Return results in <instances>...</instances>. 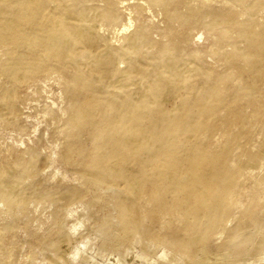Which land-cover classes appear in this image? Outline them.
<instances>
[{
    "label": "bare ground",
    "instance_id": "6f19581e",
    "mask_svg": "<svg viewBox=\"0 0 264 264\" xmlns=\"http://www.w3.org/2000/svg\"><path fill=\"white\" fill-rule=\"evenodd\" d=\"M129 1L0 0V127L15 144L0 158V219H10L0 224V253L31 204L65 201L50 212L57 230L35 240L56 254L74 240L71 264L110 255L104 264H140L158 247L168 264L258 256L264 235L256 242L251 226L261 220L255 199L264 188V0H224L222 9L147 0L163 7L173 43L195 29L212 40L184 67L174 45L149 42L157 51L138 79L132 73L149 33L142 25L128 32L132 15L120 25L119 6ZM234 4H245L246 19L230 40ZM45 140L46 161L61 163L77 184L53 190L39 182ZM91 207L111 212L98 235L78 244ZM69 218L80 221L67 230Z\"/></svg>",
    "mask_w": 264,
    "mask_h": 264
},
{
    "label": "rangeland",
    "instance_id": "374dc122",
    "mask_svg": "<svg viewBox=\"0 0 264 264\" xmlns=\"http://www.w3.org/2000/svg\"><path fill=\"white\" fill-rule=\"evenodd\" d=\"M179 1V0H175ZM252 0H248L247 2H251ZM131 2V3H130ZM143 2V3H142ZM196 4H205L206 7L214 8V9H222L226 5V1L224 0H197L195 1ZM130 4L129 6H126L124 4L120 5V14H121V24L128 23L127 18H129L131 15L133 23V27L128 30V32H131L137 25H142L146 28L147 32L149 33L148 36V43L146 42V46L143 48V51L137 55L136 58V65L137 69L132 73L134 79H138L142 76L141 71L145 68H147V57L156 52V48L150 47L148 44L149 42L158 43L159 46L163 48L175 46L176 47V53L181 55V60L179 65L181 67H184L188 63L191 62L189 59L191 58V55L196 54L198 51H204L206 49V46L210 44L212 40V36H209L204 29H195L190 32V35L188 37L187 41H181L180 39H177L174 43L170 40L169 36L166 35V32L169 29V25L166 22L165 19V12L163 7L158 3H150L147 0H130L127 2V4ZM139 3V4H138ZM126 4V3H125ZM140 5L142 8L138 7L135 8V5ZM145 4V5H144ZM124 6V7H123ZM131 6H133L131 8ZM126 7V8H125ZM147 7V8H146ZM233 10L236 13L235 18V24L231 28V37L230 40H233L236 38L239 27L246 19L245 15V4H234L232 5ZM129 8V10L127 9ZM123 9V10H122ZM125 9V10H124ZM147 10V12H146ZM125 11L127 13H125ZM180 11H184V8H180ZM124 12V13H123ZM130 12V13H129ZM151 12V13H150ZM130 15H129V14ZM150 13V14H149ZM128 14V15H126ZM134 14V15H133ZM137 17V21L135 20ZM153 17V18H152ZM146 19V20H144ZM142 20V21H141ZM204 20H209V18H205ZM146 22V23H145ZM151 22V24H150ZM176 27L178 25L176 24ZM202 31V32H201ZM195 32V33H194ZM203 33V36L199 39L198 33ZM217 33V32H216ZM215 33V34H216ZM233 34V35H232ZM154 35V36H153ZM115 35H111L112 37ZM197 36V37H195ZM122 39V38H121ZM197 39V40H194ZM195 41L192 44V41ZM114 41V38L113 40ZM122 41V40H120ZM118 43V42H116ZM194 48V49H193ZM228 49L231 47L228 46ZM208 61L210 62L211 59L209 58ZM125 66V64H120V66ZM125 68V67H121ZM136 73V74H135ZM53 90V93L58 92L55 85L51 88ZM49 92L48 96H52L53 94ZM50 101V99H48ZM41 117V115H39ZM34 121V120H33ZM33 127L30 128L31 132L33 131ZM13 132L9 130H4L2 127H0V158L5 157L8 154V151L10 150L12 145H15L13 140ZM53 152H54V143L56 142V139H53ZM47 143H46V142ZM42 147V156L38 164L41 175L39 177V182L43 186H47L53 190H61L64 187L72 186L74 184H77L76 182L72 181L71 179L64 178L63 173L65 171V168L61 165L59 162H53L49 163L46 161L47 156L52 153V143L45 140ZM46 143V144H45ZM51 143V144H50ZM58 143V142H56ZM55 143V144H56ZM48 145V146H47ZM50 145V146H49ZM5 149H7L5 151ZM7 152V153H6ZM46 154V155H45ZM48 154V155H47ZM43 156H45L43 158ZM48 162V163H47ZM63 169V170H62ZM53 171V172H52ZM57 171V172H56ZM60 171V174H59ZM58 173V174H57ZM70 180V181H69ZM72 183V185H71ZM70 184V185H69ZM248 187H253L252 183L248 182ZM260 197L255 199L256 201V211L258 214L261 215V220L258 224L252 225L251 227L254 228V231H257V237L256 242H260L262 240V236L264 235V188L261 190ZM260 198V199H259ZM243 202H247L246 197H242ZM59 207L57 205L53 206H46V205H39L35 208L34 204L30 205L29 210L22 214V216H19V218L16 220L15 223V229L13 232H8L6 234V251H3L0 253V256L6 255V257L11 260V264H48L50 262H53L54 264H69L70 262L67 261L66 258H68L69 254L68 251L69 246L74 245V240L71 241V243L66 244L60 253L56 254L55 251H49L46 250L42 245L41 242H37L35 240V237H42L45 238V236L48 235L49 230H57V224H55L54 220H52L50 216L51 211H56L60 207L62 208L65 205H68V202H60L58 203ZM76 204L74 205L77 207ZM80 206V205H79ZM82 207H79V211H81ZM37 209V210H36ZM92 212H91V210ZM90 210V211H88ZM111 212V209L109 210ZM107 210H101L97 207H91L88 208L86 211H84L85 216H78L81 220L84 221V226L79 227V232L75 234V237L78 238V244L84 240H87L89 238H94L96 235H98V232L96 231L97 225L100 221V218L105 215ZM93 214V215H91ZM114 214V213H113ZM77 218V217H75ZM75 218H69L68 221L65 223V228L68 230L70 226H72L75 221H80V219ZM75 220V221H74ZM85 221H87L85 223ZM8 222H10L9 218H6L3 216L2 219H0V224L6 225ZM67 224V225H66ZM46 225V226H45ZM41 227V228H40ZM40 228V229H39ZM84 232V233H83ZM93 235V237H92ZM80 241V242H79ZM76 243V244H77ZM162 248V249H161ZM65 249V250H64ZM139 248L135 247L133 251H129V257L135 256V252H138ZM166 250L164 247H158L152 249V254L149 256V260L140 259L137 258L138 263L140 264H168L167 258L162 260L159 256L161 252ZM167 251V250H166ZM68 256H67V255ZM153 256V257H152ZM63 257V258H62ZM109 257V256H108ZM108 257H102L98 256L99 261L104 264ZM152 257V258H151ZM109 258H114L110 255ZM211 260L215 259V255H210ZM64 261V262H63ZM163 261V262H162ZM219 261V260H218ZM167 262V263H165ZM224 264H231L228 261L224 260ZM71 264V263H70ZM73 264V263H72ZM235 264H264V250L261 254L258 256H242Z\"/></svg>",
    "mask_w": 264,
    "mask_h": 264
}]
</instances>
